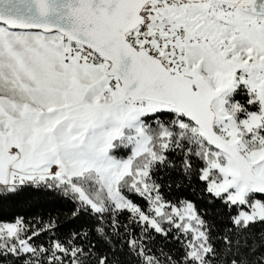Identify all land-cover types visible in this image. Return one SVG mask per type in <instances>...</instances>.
I'll use <instances>...</instances> for the list:
<instances>
[{
	"label": "snow or ice",
	"instance_id": "snow-or-ice-1",
	"mask_svg": "<svg viewBox=\"0 0 264 264\" xmlns=\"http://www.w3.org/2000/svg\"><path fill=\"white\" fill-rule=\"evenodd\" d=\"M0 264H264V0H0Z\"/></svg>",
	"mask_w": 264,
	"mask_h": 264
}]
</instances>
